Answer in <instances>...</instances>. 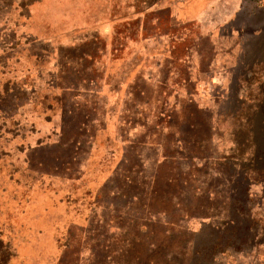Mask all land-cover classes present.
Here are the masks:
<instances>
[{"label": "rangeland", "instance_id": "rangeland-1", "mask_svg": "<svg viewBox=\"0 0 264 264\" xmlns=\"http://www.w3.org/2000/svg\"><path fill=\"white\" fill-rule=\"evenodd\" d=\"M261 26L264 0H0V264H264Z\"/></svg>", "mask_w": 264, "mask_h": 264}, {"label": "trees", "instance_id": "trees-1", "mask_svg": "<svg viewBox=\"0 0 264 264\" xmlns=\"http://www.w3.org/2000/svg\"><path fill=\"white\" fill-rule=\"evenodd\" d=\"M258 30L260 31V33H259L260 35H261V34H262V35L264 34V26H261L260 28H258ZM250 34H251V33H250ZM252 35H253V36H257L258 33H254V32H252Z\"/></svg>", "mask_w": 264, "mask_h": 264}, {"label": "crops", "instance_id": "crops-1", "mask_svg": "<svg viewBox=\"0 0 264 264\" xmlns=\"http://www.w3.org/2000/svg\"><path fill=\"white\" fill-rule=\"evenodd\" d=\"M240 1H242V0H240Z\"/></svg>", "mask_w": 264, "mask_h": 264}]
</instances>
